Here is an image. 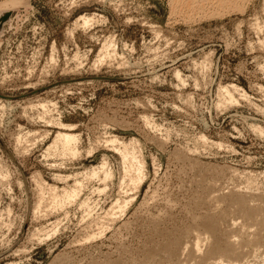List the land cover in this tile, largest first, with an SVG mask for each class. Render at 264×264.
Instances as JSON below:
<instances>
[{
	"label": "rangeland",
	"instance_id": "obj_1",
	"mask_svg": "<svg viewBox=\"0 0 264 264\" xmlns=\"http://www.w3.org/2000/svg\"><path fill=\"white\" fill-rule=\"evenodd\" d=\"M227 3L0 10V264H264V0Z\"/></svg>",
	"mask_w": 264,
	"mask_h": 264
},
{
	"label": "bare ground",
	"instance_id": "obj_2",
	"mask_svg": "<svg viewBox=\"0 0 264 264\" xmlns=\"http://www.w3.org/2000/svg\"><path fill=\"white\" fill-rule=\"evenodd\" d=\"M228 1H231V0H223V3L225 4V3H227ZM177 2V1H176ZM187 2V1H186ZM185 2V3H186ZM189 2V1H188ZM14 3H16V0H11V1H6V2H4V3H2L1 5H0V10H2V9H6V8H9L10 7V4L11 5H13ZM179 3V2H178ZM229 3H231V2H229ZM181 4V3H180ZM228 4V3H227ZM177 6V5H176ZM6 12H8V11H3L2 12V14H0V19H1V17L4 15V14H6ZM61 140H62V145H63V148H64V150L65 151H67V150H72L73 148H72V143H73V140L75 139L73 136H71L70 134H68V133H61L60 134V136H58ZM203 140V139H206V138H200V140ZM116 140V139H115ZM204 141V140H203ZM207 141V140H206ZM200 142V141H199ZM204 143V142H203ZM206 143V142H205ZM199 145V144H198ZM122 147H124V146H122ZM121 149V148H120ZM121 156H122V158H123V162H124V166H125V168H126V171H132V172H134V177H133V179H132V181L134 182V183H137L138 185L140 184H142L143 183V181H144V179H145V177H146V165H145V161L142 159V158H140V156H138V155H136V153H135V151H131V150H129L128 149V147H124L123 148V150H121ZM104 167H102L103 169L106 167V164L104 163V165H103ZM103 169H102V171H103ZM108 169V168H107ZM110 169H108V170H104V175H105V179H107L108 177H110L111 175H112V171L110 170ZM101 171V172H102ZM94 174H96V175H98V173L97 172H94ZM200 181V180H199ZM201 182H202V179H201ZM200 182V183H201ZM213 184H214V182H213ZM218 184V183H217ZM137 185V186H138ZM139 185V186H140ZM209 185V184H208ZM211 185V184H210ZM138 186V187H139ZM202 186V185H201ZM206 186V188H208V186L207 185H205ZM213 187V186H212ZM204 189V188H203ZM208 190V189H207ZM214 190V189H213ZM219 192V191H218ZM233 194V193H232ZM68 195H70V196H73L74 195V192L72 193H70V194H68ZM198 195V194H197ZM196 195V196H197ZM193 196H194V194H193ZM198 197V196H197ZM236 197V196H235ZM238 198V197H237ZM241 198L242 199H244L243 198V196H241ZM196 199V198H195ZM247 199V198H246ZM133 200V199H132ZM131 200V201H132ZM198 200V199H197ZM127 201V200H126ZM130 201V200H129ZM130 201V202H131ZM212 202V201H211ZM117 203H119V199L117 200ZM210 203V202H209ZM128 204H129V202L127 201V203L124 205V206H120V209L123 211V210H125L126 211V207L128 206ZM206 205V204H205ZM211 205V203L209 204V206ZM204 206V205H203ZM208 206V207H209ZM212 206H214V205H212ZM219 206V205H218ZM218 206L216 207V206H214V207H216V208H218ZM214 207H213V209H214ZM251 207V206H250ZM251 208H253V206L251 207ZM193 209V208H192ZM210 210V209H209ZM252 210V209H251ZM250 210V211H251ZM256 210V209H255ZM125 211H123V212H125ZM216 211V210H215ZM220 211H222V210H220ZM160 212V211H159ZM211 212V211H210ZM209 212V213H210ZM253 212V211H252ZM207 213V212H206ZM215 213V212H214ZM219 214V213H218ZM250 214V213H249ZM210 215V214H209ZM165 216V215H164ZM167 216V215H166ZM213 216H215L214 214L211 216H209V217H207L208 219H206L207 220V222H206V226L210 229V230H208V229H206V232L210 235V236H212L211 237V240L214 242V244H213V246L215 245V247L216 248H213L212 249V251L210 252L212 255L214 254V255H218L219 256V254H217V253H221V249H220V244L222 245V244H224V241L225 242H228V238H229V232L227 231V230H224V229H222L221 227H218V228H215V225L213 224V223H218V222H220L219 220H221V219H217L216 220V218H214ZM251 216V215H250ZM201 217V216H200ZM166 218V217H165ZM218 218V217H217ZM220 218V217H219ZM251 218V217H250ZM197 219H198V217H197ZM196 218H195V220H197ZM199 221V220H198ZM235 224V223H234ZM196 225V224H195ZM200 227V226H199ZM223 227V226H222ZM246 227V226H245ZM193 228V227H192ZM192 228H190V229H192ZM201 228V227H200ZM203 228V227H202ZM215 228V229H214ZM194 229V228H193ZM193 229L191 230V231H193ZM195 229H198V227L197 228H195ZM214 229V230H213ZM211 230H213V231H211ZM190 230H189V232L191 233V235H192V232H191ZM248 231V230H247ZM188 232V233H189ZM200 232V230L198 231V233ZM205 230L204 231H202V233H201V236H205ZM244 232V231H243ZM195 233H196V236L195 237H197L198 235H200V234H198L197 235V232L195 231ZM235 233V232H234ZM194 234V233H193ZM203 234V235H202ZM208 234H207V236H208ZM259 234V233H258ZM189 235V234H188ZM231 235V234H230ZM204 236L201 238V237H197L198 239L196 240L197 242H196V244L194 245V244H192V242H191V244H188V245H194V246H192V248H193V250H192V248L190 247V248H188V247H186L187 245L186 244H184L182 247H186V248H188V250L189 249H191L192 250V252L194 251V253L195 252H198V251H200L201 249H202V247H201V245L202 244H204L205 242H207L206 240H205V242L203 241V238H204ZM207 236H205V237H207ZM254 236H257V235H254ZM187 237V236H186ZM190 237V236H189ZM194 237V236H193ZM192 238V237H191ZM194 239V238H193ZM207 239V238H206ZM181 240H183V239H181ZM185 240V239H184ZM186 240H188V239H186ZM210 239H208V241H209ZM192 241V240H191ZM246 241H247V239H246ZM183 241H181V243H182ZM187 242V241H186ZM185 242V243H186ZM194 242V241H193ZM202 242H204V243H202ZM223 242V243H222ZM254 242V241H253ZM180 243V242H179ZM179 243L177 242L175 245H174V247H173V249H177V254L179 253V247H181V245L179 246ZM188 243H189V241H188ZM229 243V242H228ZM183 244V243H182ZM206 244V243H205ZM217 244V245H216ZM232 244H234L233 243V241H232ZM231 244V245H232ZM236 244V243H235ZM247 245H248V243H247ZM181 247V248H182ZM204 247V246H203ZM182 250H183V248H182ZM185 250L186 249H184V252H185ZM204 250V249H203ZM190 251V250H189ZM220 251V252H219ZM191 252V251H190ZM190 252H189V254H190ZM191 252V254H193L192 256H194V253H192ZM185 253H187V252H185ZM185 253L183 254V253H181V255L183 254V256L185 255ZM180 254V253H179ZM188 254V255H189ZM181 255H178V256H181ZM187 255V254H186ZM187 255V256H188ZM196 255H197V253H196ZM189 256H191V255H189ZM188 256V257H189ZM212 257V256H211ZM233 257V256H232ZM193 258V257H192ZM198 258V257H197ZM214 258V257H213ZM229 258V257H228ZM188 258H185L184 260H187ZM194 259V258H193ZM209 259H212V258H209ZM215 259H216V257H215ZM190 260H192V259H190ZM213 260V259H212ZM211 260V261H212ZM183 261V260H182ZM189 261V260H188ZM187 261V262H188ZM195 261V260H194ZM193 261V262H194ZM208 261V260H207ZM184 262V261H183ZM186 262V261H185ZM184 262V263H185ZM196 262V261H195ZM94 263H96L97 264V262H94ZM180 264L182 263V262H179ZM179 263H177V264H179ZM183 263V264H184ZM197 263V262H196ZM199 263V262H198ZM92 264H93V262H92ZM220 264V263H219Z\"/></svg>",
	"mask_w": 264,
	"mask_h": 264
},
{
	"label": "water",
	"instance_id": "obj_3",
	"mask_svg": "<svg viewBox=\"0 0 264 264\" xmlns=\"http://www.w3.org/2000/svg\"><path fill=\"white\" fill-rule=\"evenodd\" d=\"M7 17H8V16H4V17H2V18L0 19V22H1V21H4Z\"/></svg>",
	"mask_w": 264,
	"mask_h": 264
}]
</instances>
